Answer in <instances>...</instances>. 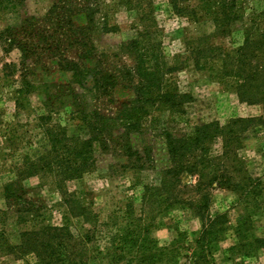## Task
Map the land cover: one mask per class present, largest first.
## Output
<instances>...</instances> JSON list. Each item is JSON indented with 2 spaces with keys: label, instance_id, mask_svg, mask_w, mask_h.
<instances>
[{
  "label": "rangeland",
  "instance_id": "1",
  "mask_svg": "<svg viewBox=\"0 0 264 264\" xmlns=\"http://www.w3.org/2000/svg\"><path fill=\"white\" fill-rule=\"evenodd\" d=\"M13 1V10L0 7V264H264V87L257 102L247 103L255 89L229 78L233 72L251 75L264 65V45L257 43V33L264 31V0H239L242 19L229 28L220 13L188 16L186 7L195 0H179L178 8L174 0L140 2L154 18L148 32L156 30L145 49L161 45L163 61L173 68L164 75L168 94L174 93L172 83L192 97L183 114L164 110L152 84L136 74L141 52L134 54L128 45L140 39L143 15L134 7L121 0H76L77 8L88 6L95 19L83 54L94 57L84 69L98 72L78 81L45 59L50 51L39 50L42 56L28 60L20 47L24 37L16 31L29 17L44 18L55 0ZM73 18L87 25L85 13ZM247 38L253 41L245 44ZM238 49L244 53L235 62ZM144 63L153 72L149 59ZM80 110L97 111L104 119L94 125L103 124L94 136L95 170L62 189L68 199L83 191L85 202L77 201L88 209L76 216L54 180L30 161L51 148L48 132L63 138L58 125L70 136L89 138L77 119ZM232 122L234 134L214 141L205 154L220 165L228 150L223 146L233 142L229 168L183 170L171 195L162 181L170 166L166 136L188 139L195 128ZM135 123L138 129L128 133ZM145 186L151 187L149 202H144ZM129 203L134 211L127 215ZM217 216H224L223 225L216 229L220 237L207 262L209 254L198 243L205 246L203 231Z\"/></svg>",
  "mask_w": 264,
  "mask_h": 264
},
{
  "label": "trees",
  "instance_id": "2",
  "mask_svg": "<svg viewBox=\"0 0 264 264\" xmlns=\"http://www.w3.org/2000/svg\"><path fill=\"white\" fill-rule=\"evenodd\" d=\"M121 1L130 7H134L133 9L137 12V15H143L139 17L140 23L143 22V28L139 30L138 33L140 39L132 40L128 45L134 54H140L141 52L139 66L138 68H135L137 76L144 80H148L149 83L152 84V88L155 89L156 93L153 96L156 97L155 102L162 105L164 110H168L172 113H185V109H183L184 104L186 102H191L192 97L189 94H180V92H178L177 88L173 86L174 84L172 83L170 84L174 90V93L168 94L169 88L166 87L167 84L164 82V75L173 71V68L163 61L161 45H158V47L155 45L149 50L145 49L148 36L151 33H155L156 31L154 28H151L149 32L147 30L148 26L151 27V25H147V23L150 22V19H154L152 12H145L146 10L140 6V2H142V0ZM195 1L196 4L188 5L186 7L187 15L193 18L200 16L199 19H201V11L206 13V15H210L211 17H214V15H217V13H220L219 16L226 24L227 28H229L235 19H242L241 13L243 9L240 4H238L239 0ZM236 2L238 6H236ZM173 3L175 8H178L179 0H174ZM78 6L79 4L76 0H55V4H52V7L48 11L47 15L44 18L42 17L43 19L29 17L26 19L23 27H21L16 32L22 34L24 37V39L20 41V47L25 54V59L29 58L28 60H30V58L35 55L42 56V54L38 51L48 50L50 51V54H48L45 59L49 63L55 61L60 68V71H64V73L69 74V76L73 78L77 76L79 81L82 76L83 78H87L95 71L89 67L84 69L86 68L85 61H89L94 57L85 56L84 58L83 54V47L86 46V43H89L87 32L92 30L95 19L93 14L88 13V6L84 7L82 10L77 8ZM0 7L6 10H13L15 3L13 0H0ZM216 7L217 10L214 11ZM81 13H85L86 15L87 25H78L75 22V18L73 17L75 15L78 16ZM93 13L95 14L96 11L93 10ZM146 15L148 17H146ZM40 23H42V26H39ZM226 26L223 27L226 28ZM104 29L108 32L111 31L105 26ZM48 32L51 34H48ZM34 36H37L40 40H35ZM257 36L261 38L259 41H257L258 44H261L259 48H263L264 31L261 33L258 32ZM250 41L253 40L247 38L245 44L249 43ZM128 47L125 44H122L121 51L125 52L126 48ZM77 50H81L82 54ZM243 53L244 49H238L234 61L237 62ZM82 56L83 58L81 60ZM89 57L91 58L89 59ZM137 57L139 56L137 55ZM144 58L149 59L153 68V72L149 67H146L147 64L144 63ZM79 69H84V73H80ZM263 69L264 65H259L258 67H254V72L251 75L243 73L239 74L237 72L230 74L229 78L237 79L241 83L240 86H246L249 88L252 87L255 89V94H252L253 100H244L247 101V103H255L258 101L255 97L256 94H259L260 87H264V78H262V80L259 79L261 75H259L257 71H261ZM97 75L98 72H96L95 76ZM96 81L97 78L93 82L96 84ZM260 101H264V97L261 98ZM260 103L263 104L264 102ZM125 114L126 115L121 120L123 123H126V119L128 120L129 111H126ZM77 119L88 129L90 133L89 138L83 139L80 137L70 136L66 127L58 125L57 128L59 129V134L63 138L58 140L52 132H48V135L50 136L51 148L38 160L30 161L31 166L34 168L36 167L38 172L43 173L54 180V183L61 194L66 182L79 179L85 174L92 173L96 168L97 162L94 151L96 139L94 136L98 135L97 132H100V130L102 131L103 124L99 128L95 127L94 125H97L98 119H104V117L101 116L97 111L80 110ZM247 121L249 120H243V122ZM136 124L137 123L130 124L129 127H127L128 133L134 132L138 129ZM235 124L236 122H232L229 124L231 126L227 127H221L218 124H210L198 127L195 128L192 134H189V137H187L188 139L175 138L170 134L166 136L170 166L163 172L164 178H162V181L165 184L168 183L170 186L168 188L170 189L169 191L172 192L171 195L176 194L177 186H175V184H177V176L183 170L189 172L191 169L200 167L206 170L210 169L211 167H220V165H226L225 168H229L228 163L230 160L231 162H234L235 160L233 158L235 156L236 149L232 147L231 143L233 142L228 141L230 144L228 146H226V144L223 146V149L228 148V150L222 155L223 161L220 162V165H213L212 159L208 157L205 158V154L208 156L211 145L217 139L221 138L224 142L230 138L234 134V130L232 128L229 129V127H233ZM122 126L126 127L124 125ZM198 151L203 153V155L195 156ZM134 154L137 155V153ZM171 181L173 184L170 183ZM145 187L146 192L144 195V202L148 201V196L151 193V187ZM158 192L159 190L157 193ZM4 193L7 199L12 197V192H8V188H5ZM82 195L83 191H75L68 199L64 196V194H62L63 201L71 215L83 216L85 211H87L88 208L86 204H82V202L77 201L82 200L85 202ZM77 196L80 199H77ZM153 204L155 203L153 202ZM125 209L127 215L131 214L134 211V204L129 203ZM223 219L224 216H217L214 220H212L208 228L203 231L201 243H205V246L204 244L200 245V242L198 243V245L201 247V250H205V252L209 254L206 256L207 258H204V260L207 262H209V257L212 255L213 245L219 240L220 234L217 235L216 229L223 225ZM26 234L29 236L32 235L31 232ZM207 239L209 240V244L206 245Z\"/></svg>",
  "mask_w": 264,
  "mask_h": 264
}]
</instances>
